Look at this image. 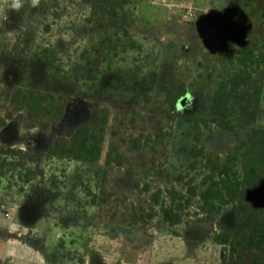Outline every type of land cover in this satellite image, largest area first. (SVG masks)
I'll list each match as a JSON object with an SVG mask.
<instances>
[{
  "label": "trees",
  "instance_id": "1",
  "mask_svg": "<svg viewBox=\"0 0 264 264\" xmlns=\"http://www.w3.org/2000/svg\"><path fill=\"white\" fill-rule=\"evenodd\" d=\"M45 1L33 7L31 0H21L16 10L12 0H0V189L22 197L36 182L55 197L82 174L84 196L96 209L116 195L115 204L128 203L131 226L146 228L160 217L173 235L211 237L222 264H264V0L242 2L240 10L256 16L259 29L229 22L211 63L216 72L205 77L193 69V82L182 76L185 67L176 77L174 66L153 67L144 55L145 41L127 27L86 30L83 46H62L34 31L42 30L43 21L52 30L61 17L52 14L53 6H42ZM100 1L94 14L100 21L113 18L109 0ZM8 12L21 16L20 45H13ZM224 66L228 75L221 72ZM13 67L20 71L18 82L8 84L5 74ZM206 80L214 83L208 92L198 83ZM184 96L192 103L182 107ZM73 98L93 104L88 118L69 135L57 136L43 155L1 141V132L23 112L30 129H51ZM110 129L113 139L100 164ZM216 130L232 132L235 142L207 150ZM137 154L153 159L143 162L144 171L141 163L127 164ZM159 155L164 161L157 162ZM123 169L137 177L134 202L124 192H105L109 174Z\"/></svg>",
  "mask_w": 264,
  "mask_h": 264
},
{
  "label": "rangeland",
  "instance_id": "2",
  "mask_svg": "<svg viewBox=\"0 0 264 264\" xmlns=\"http://www.w3.org/2000/svg\"><path fill=\"white\" fill-rule=\"evenodd\" d=\"M117 1L109 0L108 3L114 10L111 13L113 18L108 16L106 20L100 21L94 13L100 11L102 1L46 0L41 5L50 8L53 6L52 14L58 12L61 15L58 25L53 26L52 30H46L47 21H43L40 25L42 30L34 31L45 32L47 38L58 40L62 46H83L88 38L86 30L100 32L125 30L127 27L128 30H134L136 40L145 41L144 55L153 67L158 68L163 63L174 66V77L177 70L185 67L182 76L186 77V81L193 82V69L195 74L202 72L205 77L208 76L206 72H216L211 63L216 64L221 51V37L229 22L236 26L241 23L250 31L259 29L256 16L240 10L245 0H132V4H121L120 7L117 6L120 4ZM92 14L94 15L90 19ZM4 18L9 31H12L13 45H20L17 26L21 23V16L19 13L8 12ZM32 23L29 22L26 26L30 29ZM23 24L24 22L22 27ZM130 39H126L128 44ZM36 40L37 37L33 35L29 46L31 50L33 45L35 47ZM134 54L135 51L132 55ZM34 65L42 66V63L36 62ZM223 71L228 75L227 66L221 70L222 74ZM11 72L18 74L11 83L18 82V68L13 67ZM198 79H201L200 75ZM173 80L176 81L175 78ZM198 83L204 86L205 92L210 91L214 84L207 80ZM92 106V103L81 98L71 99L62 120L48 130L30 129L25 113H19L10 122L15 128L10 137L5 135L4 144L31 149L43 155L54 138L61 134L69 135L79 123L87 119ZM112 136L110 129L100 164ZM234 142L232 132L216 130L206 147L207 150L224 149ZM150 159V155L137 154L131 156L127 164L143 165L145 160ZM156 159L157 162H162L165 157L159 155ZM144 167L143 165L142 171L145 170ZM136 178L124 169L112 172L105 182V192L114 190L119 195L124 192L129 194L132 202L134 197L131 196V189L135 188L133 184ZM152 179L150 177L146 181ZM85 189L82 174L71 177L67 186L62 189V194L50 200L44 212L32 218L30 225L22 223L21 213L25 207L21 206L30 198L42 199V188L38 187V183H30L22 197L0 189V264H222L219 247L211 237L192 241L193 234L185 232L180 238L169 232L168 226L161 222L160 217L155 218L146 228L131 226L127 202L117 201L115 204L117 197L113 195L107 204L94 209L84 196ZM189 242L197 244L190 245Z\"/></svg>",
  "mask_w": 264,
  "mask_h": 264
},
{
  "label": "flooded vegetation",
  "instance_id": "3",
  "mask_svg": "<svg viewBox=\"0 0 264 264\" xmlns=\"http://www.w3.org/2000/svg\"><path fill=\"white\" fill-rule=\"evenodd\" d=\"M233 12L237 13V11H233ZM11 71L12 70L9 69L8 74H11L13 79H15L16 78L15 74L13 72H11ZM12 81H14V80H12ZM7 82H8V84H12L11 81H9V80H7ZM40 192H41L42 199L30 198L28 201L26 200L25 204H23L21 206V207H25V209H27V212H26L27 215L29 213H31V212H36V211H37V215L42 214L44 212V210H45L46 204L49 203L50 200H53V198H55V197H52V195L45 188H42V190H40ZM32 193H34V192H32ZM38 200H40V201H38ZM15 204H17V203L15 202ZM96 208L97 207H94V209H96ZM96 212L97 211L95 210V214H96ZM21 214H19L20 217H21ZM21 219H22L23 222H25V220H26L27 222H25V223H27V224L32 223V222L28 221L29 220V216H26V217L22 216ZM101 220H103L105 222L108 221V220H104V219H101Z\"/></svg>",
  "mask_w": 264,
  "mask_h": 264
},
{
  "label": "water",
  "instance_id": "4",
  "mask_svg": "<svg viewBox=\"0 0 264 264\" xmlns=\"http://www.w3.org/2000/svg\"><path fill=\"white\" fill-rule=\"evenodd\" d=\"M11 74H6V79L7 80H9V81H12V80H14L13 79V77H12V75L10 76ZM190 102V103H192V100H191V97L190 96H184V97H182V99H181V105H182V107H185L186 105H187V102ZM5 130L6 129H4L2 132H1V137H2V135H4V133H5ZM26 212H27V209H25V210H23V213H22V216L23 217H26V216H29V220L28 221H30V222H32L33 220H32V218H34L36 215H37V211L36 212H31V213H29L28 215L26 214ZM25 222H27L26 220H25Z\"/></svg>",
  "mask_w": 264,
  "mask_h": 264
},
{
  "label": "crops",
  "instance_id": "5",
  "mask_svg": "<svg viewBox=\"0 0 264 264\" xmlns=\"http://www.w3.org/2000/svg\"><path fill=\"white\" fill-rule=\"evenodd\" d=\"M225 2H227V0L225 1ZM231 7V6H230ZM13 128H15V126H14V124H8V126L5 128L6 130H5V133H4V135H2V137H1V141H3V142H5L4 140H6V138H5V135H7V136H11L12 134L11 133H13L12 131H13ZM15 131V130H14ZM15 133H16V131H15ZM11 134V135H10ZM8 137V138H9ZM2 142V143H3ZM4 144V143H3ZM0 214H1V202H0ZM0 222L2 223V219H0ZM22 223H24L25 224V222H23L22 221ZM31 224V223H30ZM30 224H26V225H30ZM178 237H180V238H182V236H178ZM208 237V236H207ZM204 238H206V237H204ZM129 239V238H128ZM0 242H1V240H0ZM189 244L190 245H194V244H197V243H194V242H189ZM135 248L137 247V246H135V245H133ZM98 264V263H97Z\"/></svg>",
  "mask_w": 264,
  "mask_h": 264
},
{
  "label": "clouds",
  "instance_id": "6",
  "mask_svg": "<svg viewBox=\"0 0 264 264\" xmlns=\"http://www.w3.org/2000/svg\"><path fill=\"white\" fill-rule=\"evenodd\" d=\"M40 0H31L32 6L35 7L39 4ZM12 7L19 10L22 7L21 0H12Z\"/></svg>",
  "mask_w": 264,
  "mask_h": 264
}]
</instances>
